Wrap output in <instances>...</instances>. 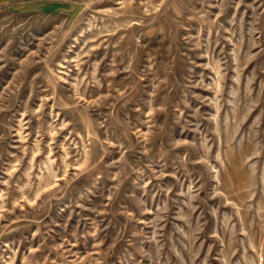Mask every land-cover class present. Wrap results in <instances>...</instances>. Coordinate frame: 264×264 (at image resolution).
Segmentation results:
<instances>
[{
	"label": "rangeland",
	"instance_id": "1",
	"mask_svg": "<svg viewBox=\"0 0 264 264\" xmlns=\"http://www.w3.org/2000/svg\"><path fill=\"white\" fill-rule=\"evenodd\" d=\"M0 264H264V0H0Z\"/></svg>",
	"mask_w": 264,
	"mask_h": 264
}]
</instances>
